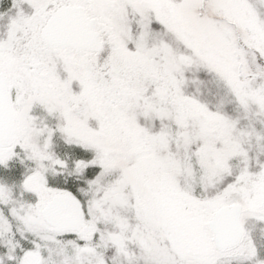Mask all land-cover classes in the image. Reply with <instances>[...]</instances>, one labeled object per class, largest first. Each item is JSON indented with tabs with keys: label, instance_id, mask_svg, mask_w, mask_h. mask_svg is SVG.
<instances>
[{
	"label": "snow or ice",
	"instance_id": "6c2138e0",
	"mask_svg": "<svg viewBox=\"0 0 264 264\" xmlns=\"http://www.w3.org/2000/svg\"><path fill=\"white\" fill-rule=\"evenodd\" d=\"M5 18L0 264H264V0Z\"/></svg>",
	"mask_w": 264,
	"mask_h": 264
},
{
	"label": "rangeland",
	"instance_id": "374dc122",
	"mask_svg": "<svg viewBox=\"0 0 264 264\" xmlns=\"http://www.w3.org/2000/svg\"><path fill=\"white\" fill-rule=\"evenodd\" d=\"M11 2L12 0H0V12L8 11V9L11 8ZM5 22H6V18L5 21H0V24H3Z\"/></svg>",
	"mask_w": 264,
	"mask_h": 264
}]
</instances>
